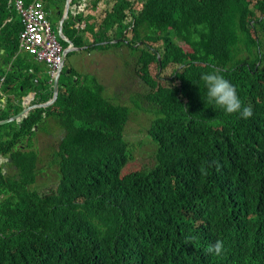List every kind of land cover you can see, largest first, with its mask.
Masks as SVG:
<instances>
[{
	"label": "trees",
	"instance_id": "16d2710c",
	"mask_svg": "<svg viewBox=\"0 0 264 264\" xmlns=\"http://www.w3.org/2000/svg\"><path fill=\"white\" fill-rule=\"evenodd\" d=\"M40 1L48 13L56 4ZM101 1L70 14L63 31L75 46L137 52L144 89L132 101L154 107L155 164L128 170L131 108L72 69L52 105L0 125V155L12 158L0 157V264H264V0ZM22 28L0 0V120L23 98L53 95L46 68L19 53ZM214 70L251 118L208 103L200 77ZM54 118L60 179L38 187L33 138ZM217 240L221 254H206Z\"/></svg>",
	"mask_w": 264,
	"mask_h": 264
},
{
	"label": "rangeland",
	"instance_id": "374dc122",
	"mask_svg": "<svg viewBox=\"0 0 264 264\" xmlns=\"http://www.w3.org/2000/svg\"><path fill=\"white\" fill-rule=\"evenodd\" d=\"M87 2L89 4V0ZM66 4L67 0H61L60 9ZM100 4L105 7L107 5L106 0H102ZM51 10L52 13L49 18L53 21L58 16L59 10L55 6H51ZM52 23L55 26L57 25L54 22ZM178 42L184 46L182 41L178 40ZM79 54V50L68 52L66 68L70 67L72 58ZM79 56L80 58H91L88 63L82 65V74H86L88 71L94 72L93 75L96 76V79L104 85L106 97L116 103H119V99H121L131 108L130 117L124 131L132 151V159L129 162L128 170L152 167L155 164L157 145L150 137L148 128L151 124V117L153 118L154 115L150 110L154 107L150 105L147 97H144L142 102L144 109L135 108L132 101L133 95L144 89L135 70L137 52L127 46L109 47L105 50L104 47H98L93 42L82 50ZM154 66V73H156V64ZM66 68H64V72H66ZM47 129L48 131H46ZM42 130L33 138V148L40 155L38 165L42 167L36 181L38 187L49 182L51 184L55 183L60 179L59 166L52 159V153L58 148V141L62 135L58 130L57 119L51 120L48 126Z\"/></svg>",
	"mask_w": 264,
	"mask_h": 264
},
{
	"label": "clouds",
	"instance_id": "9594fccd",
	"mask_svg": "<svg viewBox=\"0 0 264 264\" xmlns=\"http://www.w3.org/2000/svg\"><path fill=\"white\" fill-rule=\"evenodd\" d=\"M67 1H69L70 6L68 8V14H67L65 20L69 17L70 14L72 16H76L80 11H85L86 10V8H82V9H80L79 12H77V13L74 14L73 13V10H74L73 5H74V3H77L78 0H73V1L72 0H67ZM9 3L13 5V3L10 2V0H9ZM87 4H88V2H87ZM13 7H14V5H13ZM43 9L45 11L46 17L49 19V21L51 22L52 26L56 29L57 35L59 37V41L62 44V46L64 47V51H65V49L67 47H69V45H70L69 41L67 40V39L70 40V38L67 37L64 34V31H63V34L65 35V37H62L59 32H60V29L62 27V25H61L62 16H63V14L65 12V9H67L66 5H64L62 9H60V5H59V9H58L59 11H58V16H57V21H56V24L57 25L56 26L52 23V22H54V20L51 21L50 18H49V15L52 13V10H51L50 13H48L46 11L44 5H43ZM60 14L62 16H60ZM19 16H20V14H19ZM20 19H21V17H20ZM21 22H22V20H21ZM63 25H64V22H63ZM19 36H20V33H19ZM62 40H64V41L67 42V46H65L63 44ZM116 40L117 39H114L111 42H117ZM120 46H123V45H120ZM125 46H127V45H125ZM75 47H78L79 49H74V50H80L81 48H84L85 49L87 46H82V47L75 46ZM112 47H115V46H112ZM1 52H3V50H1ZM19 53H21L24 56H28V55L32 56L30 53H28V52H26L24 50H21L20 49V46H19ZM67 55H68V53H66L64 55V57L62 59V62H61V65H60V68L58 69V71H57V73L55 75V78H56L58 76V74L60 73L59 74V88H60V79L62 80L63 77H65L66 75H69L71 73V70L74 69V67L71 68V69L66 68L67 67L66 64H63L62 65L63 60H64V58L66 60V56ZM32 59L35 61L36 64H40V65H42V66H44L46 68V71H47V74H48L49 84H50L51 89L53 90V94H54V81H55V78L53 80H51L48 65L45 62L38 61L34 56H32ZM64 68L67 69L66 72H65V74H64ZM67 73H69V74H67ZM87 73H94V72L88 71ZM80 74H82V73H80ZM3 79L4 78H2V80ZM200 79L204 82V84L207 87V101H208L209 104H214L216 107L223 109L228 114L240 113V115L244 119H248V118H251L253 116V109H252V107L251 106H246V105L243 104L242 100L239 97L237 87L229 79H227L223 75H221L218 71L214 70V71L209 72V73H204V74L201 75ZM37 80H38V78L36 77L35 78V81H37ZM0 87H1V83H0ZM52 98H53V95L48 100H46L44 102H48ZM4 100H5V97H3V101ZM44 102H40V103H44ZM53 103H51L50 105H52ZM34 104H39V103H34ZM30 105H33V104L31 102H24V98H23V108L24 107H28ZM50 105H48V106H50ZM48 106H46V107H48ZM0 157L5 159L4 162H6L8 160V158H6L3 155H0ZM216 166L219 167V162L218 161L216 162ZM200 172H201V175H207L208 174V168L206 166L202 165L201 168H200ZM194 239H195V237H191L190 236V237L187 238L186 243L192 242ZM223 249H224V243H223V241L217 240L214 244L208 245L204 249V251H205L206 254H213L214 253L215 255L219 256L221 254V252H222Z\"/></svg>",
	"mask_w": 264,
	"mask_h": 264
},
{
	"label": "built area",
	"instance_id": "2783aa9c",
	"mask_svg": "<svg viewBox=\"0 0 264 264\" xmlns=\"http://www.w3.org/2000/svg\"><path fill=\"white\" fill-rule=\"evenodd\" d=\"M10 2L20 14L23 24L19 36L20 49L30 53L38 61L45 62L53 80L60 68L65 51L56 29L45 15L42 2L40 0H33L29 4H25L24 0H10ZM87 5V0H78L73 5V13L79 12Z\"/></svg>",
	"mask_w": 264,
	"mask_h": 264
},
{
	"label": "water",
	"instance_id": "95a60500",
	"mask_svg": "<svg viewBox=\"0 0 264 264\" xmlns=\"http://www.w3.org/2000/svg\"><path fill=\"white\" fill-rule=\"evenodd\" d=\"M69 6H70V3H69V1H67V4H66L67 9H65V12H64V14L62 16V19H61L62 27H61L60 32H59L62 37H65V35L63 34V22H64L67 14H68ZM67 40L69 41L70 45H69V47H67L65 49V54L68 53L69 51L74 50V49H79L78 47L74 46V43L71 40H69V39H67ZM118 40H121V38L117 39L116 41H118ZM158 58L160 60V56H158ZM63 64H65V58L63 60L62 65ZM59 74L55 78V81H54V94H53V98L50 101L44 102V103H39V104H33V105L28 106V107H24L23 110H21L20 112L14 114V115H12V116H10L8 118L0 120V125L15 121V120L19 119L20 117H24V116L28 115L30 113V110L33 109V108L46 107V106L50 105L51 103H53L58 98V94H59ZM8 160L11 161L12 158H9ZM3 168H4L5 171L7 170L6 164H4Z\"/></svg>",
	"mask_w": 264,
	"mask_h": 264
},
{
	"label": "crops",
	"instance_id": "0c3cea01",
	"mask_svg": "<svg viewBox=\"0 0 264 264\" xmlns=\"http://www.w3.org/2000/svg\"><path fill=\"white\" fill-rule=\"evenodd\" d=\"M60 1H61V0H56L55 3L60 5ZM56 21H57V17H56V19H54V22H55V23H56ZM124 46H125V45L120 46V47H124ZM82 50H84V48H81V49L79 50V51H80V54L82 53ZM105 50H107V49H105ZM80 54H79V55H80ZM79 55H77L75 58H72V60H71V65H70V67H68V68L71 69V68L74 67V69H75L77 72L82 73V65L88 63V62L90 61L91 58H80ZM65 64H66V60H65ZM90 72H91V71H90ZM67 74H69V73H67ZM65 77H66V76H65ZM65 77H64V79H65ZM64 79L62 78V81H63ZM60 81H61V79H60ZM51 132H55V131H51ZM47 133H48V132H47Z\"/></svg>",
	"mask_w": 264,
	"mask_h": 264
},
{
	"label": "flooded vegetation",
	"instance_id": "af4514ba",
	"mask_svg": "<svg viewBox=\"0 0 264 264\" xmlns=\"http://www.w3.org/2000/svg\"><path fill=\"white\" fill-rule=\"evenodd\" d=\"M56 7V9H59V4H54L53 7Z\"/></svg>",
	"mask_w": 264,
	"mask_h": 264
}]
</instances>
